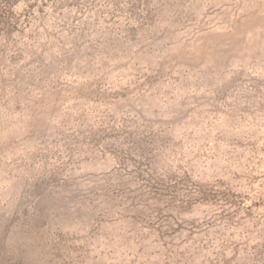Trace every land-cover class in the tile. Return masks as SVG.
I'll use <instances>...</instances> for the list:
<instances>
[{
	"label": "rangeland",
	"instance_id": "obj_1",
	"mask_svg": "<svg viewBox=\"0 0 264 264\" xmlns=\"http://www.w3.org/2000/svg\"><path fill=\"white\" fill-rule=\"evenodd\" d=\"M0 264H264V0H0Z\"/></svg>",
	"mask_w": 264,
	"mask_h": 264
}]
</instances>
